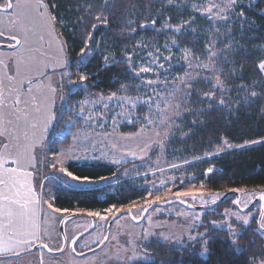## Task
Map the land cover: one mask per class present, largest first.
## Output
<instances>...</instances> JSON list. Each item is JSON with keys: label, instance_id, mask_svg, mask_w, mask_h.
I'll list each match as a JSON object with an SVG mask.
<instances>
[{"label": "rangeland", "instance_id": "rangeland-1", "mask_svg": "<svg viewBox=\"0 0 264 264\" xmlns=\"http://www.w3.org/2000/svg\"><path fill=\"white\" fill-rule=\"evenodd\" d=\"M159 1L163 4V8L160 11L163 17L159 21L155 20V24L152 23V27L156 30L154 36L141 40L138 45H146V47H137L136 55L133 57L136 64H140L147 59V52L153 51L155 53L156 49H159V54L162 57H172L170 61H161L164 62V69L156 68V71L160 73L158 78L152 74H141L157 82L145 87L140 81L137 88L138 94L134 96L124 94L113 95L111 96V100L105 96L83 100L88 101L85 105L86 110L82 116L84 123L75 133L72 144L69 147L61 149L58 154L50 155L48 150L51 132L59 118L56 110L63 111L67 107L66 101L68 96L71 92L82 86V83L79 80L71 81L69 76L62 77L61 72L64 69L55 63L57 60L63 58L67 69L68 57L64 44L56 34L57 19L50 14L46 0H21L22 3L29 5V8L26 10L27 15L22 19L24 26L28 29L29 43L26 46H20L17 50L0 49V55H8L7 58L0 57V79H4V75H13L17 70L18 62L31 64L33 59H35L41 62L40 67L50 77V80H43V77L39 73L28 72V78L35 77L33 79V86L35 87L36 85V79H40L43 80L44 84H50L52 88L56 89V93L54 94L55 103L52 111L56 114L57 119L50 122L46 134L47 139L43 141V148H41L39 143L34 147L35 161L37 166L41 167L43 179L52 177L51 181L60 185L62 184L67 188L99 185L101 186L100 189L115 188L124 182L143 179V182L137 181V184L139 182L141 187L147 189L148 194L149 192L152 193L151 197L147 195L146 199L140 202V204L133 203L124 208H111V212L108 210L104 212H90L99 213V215H95L97 225L94 231L78 241L76 250L79 253L91 251L95 248V245L103 241L106 227L116 213L130 209L133 216L139 219L144 212L142 209L148 208L146 201L154 200L158 194L162 195L164 199L157 201L155 204H166L172 201L183 200L184 203L195 208H206L218 202L228 193H211L206 190L204 185L201 187V185L194 184L188 168V165L192 161L178 160V156L169 157V140L175 129L181 127L187 118L197 116L198 111L192 105L190 95H186L187 93H191L193 83L199 78L206 76L212 77L206 80L214 87H218L216 77H219V80L223 83L221 79L222 71L217 67V60L220 56L226 58L224 54L232 52V47L228 43L223 49H220L218 48V44L220 40H230L232 38L233 28L237 25L238 21L235 19V16H240V13L243 11L241 10L242 7L251 9L252 1L237 0V3L231 7H227L228 0ZM212 3L219 5L220 9L227 7V11L220 13L226 15L228 17L227 20L221 19L220 14L213 15V13H217L216 8H212L211 13L206 11ZM173 17L177 19V22L173 21ZM10 18L11 14L0 12V31H3L7 36L13 34L17 36L21 35L20 21L16 25H13L9 23ZM182 25H187L190 32H199L204 36L205 50L202 54L181 47L174 39L173 34ZM2 42L3 40L0 38V44ZM209 49L215 51L217 54L212 60L209 59ZM185 52L189 53L187 59H185ZM44 64H47L48 67L44 68ZM197 64L208 65L211 70L209 71L203 67L198 68L196 67ZM53 68L56 69L55 74H53ZM20 69L23 74L25 72L23 63H21ZM67 72L69 73L68 69ZM181 79H191V87L181 84ZM61 80H63V85H61ZM165 81L166 83H164ZM5 84L7 83L5 82ZM152 88H156L161 95L171 93L175 89V95L167 96V98L171 99L173 105H178V107L169 109L167 113L169 119L164 123H161V116L156 104L153 103L151 111H149L148 104L142 103L148 100L149 96L153 100L159 101ZM222 91L226 92L223 87ZM122 97H131L134 100H138L136 108L133 109L128 103L122 101L120 99ZM62 100L64 101L63 103ZM105 103H107V107H105ZM160 107L162 108L163 104ZM140 108L145 110L142 116L137 113ZM89 116L91 119L87 118ZM138 119L142 125L136 133L127 134L121 132L123 124H132ZM148 119H151L153 123L148 124ZM42 130L43 122L41 121L40 126L35 130L37 138L40 137ZM141 156L144 158L140 159ZM57 161L60 163H58L57 168L53 169L51 162ZM126 163H133L135 165L132 168L124 170L122 173L123 179L121 180H119L120 178L113 177L96 182L77 181L72 180L71 177L61 173L59 170L60 167H64L70 171V164L78 166L106 164L118 168ZM172 165H178V167L174 168ZM32 171L38 174L36 169H32ZM140 172L145 173L134 175ZM161 181L164 183L162 184ZM52 188L53 184L52 186H45L44 188L42 186L41 188L40 204L37 206L39 213L35 218V223L39 225L40 242L48 245L53 250H60L62 248L61 222L65 217L75 212L69 213L54 207ZM36 189H39L38 186ZM178 191L194 192L196 198L193 199L191 196L177 197L175 193ZM201 193H203V196L200 195ZM240 193V207L243 209L261 195L253 190L245 189ZM245 193H255V195H245ZM213 198H215V203L211 202ZM234 198L229 201V208L224 210L220 215L221 220L217 222L218 227L214 229L229 232L228 225L231 224L239 236L243 229L247 228L254 219H257L258 224L261 207H255V205L249 212L242 213L235 207L234 201L236 199ZM49 204L52 207H49ZM155 209V211L153 209L147 214L141 224H135L129 216H122L116 220L111 228L107 244L96 254L79 258L73 255L70 250H66V252L59 256L50 255L45 251L41 253L35 251L17 258L12 257L15 254L0 256V258L9 257L1 260L0 264H134L138 261L150 260L152 254L148 251V245L153 241H160L169 246L188 247L192 251H195L196 246L200 243L190 241L188 239L189 234L194 235L197 231L206 232L202 227L198 226L204 224V217L209 213V210L193 211L180 204H172ZM231 213H238L241 216L247 215L249 224L243 225V222L236 220ZM101 217L104 218L102 219ZM171 218L174 220L171 221ZM90 227L91 220L87 217L71 220L66 226L68 241H71ZM211 227L213 228L212 225ZM201 247L203 249L202 245ZM26 251H23V253ZM207 255L208 253L201 256L205 258Z\"/></svg>", "mask_w": 264, "mask_h": 264}, {"label": "trees", "instance_id": "trees-1", "mask_svg": "<svg viewBox=\"0 0 264 264\" xmlns=\"http://www.w3.org/2000/svg\"><path fill=\"white\" fill-rule=\"evenodd\" d=\"M251 1V9L242 7L244 15L235 16L238 21L233 28L232 38L220 40L218 44L220 49L228 43L232 47V52L224 54L226 58L220 56L217 60L226 92L204 78L195 81L190 101L198 111V117L187 118L169 140V157L191 160L188 168L193 183L204 185L211 193H227L229 189L237 188L264 194V72L259 68L264 62V0ZM46 2L50 14L58 22L56 34L66 49L67 69L71 74L69 79L77 81L79 74L88 76L82 86L70 93L67 107L63 111L56 110L59 118L48 144L49 154L52 155L69 147L84 123L80 117L73 127L69 123L73 117L65 114L70 107L74 112L77 102L99 96L111 97L113 94H138L140 79L134 77L128 65L120 61L126 53L136 52L141 40L154 36L156 30L152 22L163 17L160 12L163 4L159 0H107V4L112 5L107 7L105 0ZM97 16L101 17V21L107 17V22L97 21ZM173 21L177 22V19L173 17ZM130 25L136 26L134 32L130 31ZM173 36L181 47L198 54L205 50L204 36L199 32H190L187 25H182ZM105 56L109 57L107 63ZM205 91L222 96L226 104L220 105L214 101L210 106L209 103H201ZM137 113L142 116L145 110L140 108ZM141 125L139 119L132 124L125 123L121 126V132L134 134ZM134 165L126 163L117 168L106 164H70L69 170L77 177H88L96 182L113 177L121 180L124 170ZM208 168H212L211 173L207 172ZM36 170L37 186L40 187L43 182V187L53 184L54 207L69 213L124 208L133 203L140 204L148 195V190L141 187L139 182L137 184L143 179L108 189H100L99 185L67 188L51 181L52 177L43 179L41 167L37 166ZM47 181L49 183L46 184ZM231 200L233 197L209 210L204 217V224L208 227L202 229L214 232L207 245V257L200 255V244L192 251L188 247L153 241L148 245V251L152 254L150 260L134 264H246L254 255L264 252V234L258 230L257 219L243 229L235 246L230 242L229 232L213 229L209 223L221 220L220 215L229 208Z\"/></svg>", "mask_w": 264, "mask_h": 264}, {"label": "snow or ice", "instance_id": "snow-or-ice-1", "mask_svg": "<svg viewBox=\"0 0 264 264\" xmlns=\"http://www.w3.org/2000/svg\"><path fill=\"white\" fill-rule=\"evenodd\" d=\"M237 0H228L227 7H231L235 5ZM105 4L107 7H111L112 5L107 4V0H105ZM227 7L225 9H220V6L212 3L206 9L207 12L211 13L212 8L217 9V13H213V15L220 14L224 11H227ZM29 8V5L26 3H22L21 0H0V12L5 14H11V18L9 23L16 25L18 21H20V32L21 35H11L10 39L14 41V44L10 45V47L17 46H26L29 43L28 37V29L24 26L22 19L26 17V10ZM243 12L240 13V16H243ZM220 18L227 20L228 17L226 15L220 14ZM97 21H101V17H96ZM103 23L107 22V17H104ZM155 24V21L152 22ZM141 27H144L143 25ZM136 26L130 25V31H135ZM179 31V29H177ZM4 36V32L0 31V37ZM136 47H146V45H137ZM167 47V46H165ZM87 48V45H86ZM27 50V49H26ZM62 51V50H61ZM91 51V49H89ZM81 55H84V51L82 50ZM136 55L135 52L131 54H125L122 63L128 65V70L134 77H138L142 84L145 87L151 86L155 84L157 81L153 79L147 78L146 75L141 74H152L159 77L160 73L156 71V68L164 69V62L170 61L172 59L171 56L162 57L159 54V49L147 52V59H145L142 63L136 64L133 57ZM216 52L209 49V59L212 60L216 57ZM189 53L185 52V59H187ZM139 58V57H137ZM105 62L107 63L109 60L108 56L104 57ZM164 62H161V61ZM24 64L25 72L22 74L20 69V64ZM40 61L33 59L31 64L18 62L17 70L13 75H6L5 79L7 80V84H5L4 79H0V136L5 135L6 128L3 127L5 122V108L11 109V112H8L7 115H15L18 121H22L25 125V130L23 131V137L25 141L28 143H21L20 137L17 136L15 139L17 140V144L15 145V152L9 150V145L5 143L3 145L4 152L0 153V253L13 251L14 254H19L15 251V246L21 244H31L32 240L29 237L36 236L39 225L35 223V218L38 216L39 209L35 207L40 203L39 199L36 197L35 188L31 183V177L33 173L28 171L29 167H34L33 161L36 159V156L33 154V149L37 143L40 144L41 148H43V141L47 139V132L49 129V125L51 121H55L57 119L56 114L52 111V108L55 103L54 94L56 93V89L52 88L50 84H44L43 80H50L41 69ZM60 68L64 69L61 72V76H71L70 73L67 72L65 60L63 58L57 60L55 62ZM44 68H47L48 65L44 64ZM191 67V65H189ZM196 67H203L205 69H209L208 65L197 64ZM261 71H264V62L259 65ZM53 74H55L56 69H52ZM28 72L39 73L40 76L43 77V80L36 79V85L33 86V78H28ZM205 79H211L212 77L206 76ZM78 80L80 83H83L88 80V76L85 74H79ZM26 81V83H25ZM217 86L222 88L223 83L219 80V77H216ZM166 83V81L164 82ZM181 84H184L186 87H191L192 80H180ZM61 85H63V80H61ZM152 91L159 98V101L153 100L151 96L148 97V100L143 101L142 103L148 104V109L151 111L152 104H156L159 115L161 116V123H164L169 119L167 113L170 108L178 107V105H173L172 100L167 98V96H174L175 89L171 93H166V95H161L156 88H152ZM5 92L8 93V97H10V102H8V98L5 96ZM114 95V94H113ZM186 95H190L187 93ZM253 96L256 95L255 92L252 93ZM204 99L201 100V103H209L211 106L212 102H217L220 105H225L226 101L222 96H218L215 92L205 91L202 93ZM109 100L112 97L108 98ZM122 101L128 103L131 108H136L138 100H134L131 97L120 98ZM151 101V103H149ZM64 101L62 100V103ZM70 104V101H68ZM88 101H79L75 105V111L73 112L71 107L69 108L66 115H71L73 120L69 121V123L74 127L75 123L78 122L79 118L83 116L85 112V105ZM94 103V102H93ZM163 104L161 108L160 105ZM23 105V107H20ZM107 103H105V107H107ZM91 119V117H87ZM43 122V130L41 131V135L39 138L36 137L35 130L40 126V122ZM8 124H11V120H7ZM153 121L148 119V124H152ZM31 129V137H29L28 129ZM159 134V133H158ZM131 154V153H129ZM144 157L141 156L140 159ZM118 162V161H114ZM59 161L51 162V167L53 169L57 168ZM172 167H178V165H172ZM60 172L65 175L71 177L72 180H84L88 182H92L88 177H77L73 175L72 172L68 171L64 167H60ZM208 173L212 172V168L207 169ZM155 175V173H153ZM100 179H105L101 177ZM163 184L164 182L161 181ZM203 187V185H201ZM229 192H243V189L231 188L228 190ZM264 191V190H262ZM150 197L152 193L148 194ZM177 197L179 196H191L193 199L196 198V194L191 191H178L175 193ZM203 196V193L200 194ZM219 195V194H217ZM245 195H255V193H245ZM260 200H264V194L260 195ZM164 199L162 195H156L154 200H148L146 203L148 207H151L152 204H155L157 201ZM212 203H215V198L211 200ZM180 203H184L183 200ZM234 203L239 205L241 203L240 200H235ZM49 207H52L49 204ZM156 209H154L155 211ZM109 212L112 209H108ZM130 211V209H129ZM142 211L146 212L147 208H143ZM227 214V213H226ZM89 215H99V213H89ZM232 216L235 217L236 220L242 221L243 225L249 224L248 216H241L238 213H231ZM102 219L104 217H101ZM132 220H136L135 216L131 217ZM199 219V217H197ZM264 219V217H262ZM213 229L218 227L217 221L212 220L209 222ZM198 227H205L207 225L201 224ZM229 228V237L230 242L233 246L236 245L237 240L240 238L235 232V229L231 224L228 225ZM260 228L264 229V223L260 224ZM35 229V230H34ZM214 235V232H199L197 231L194 235L189 234L188 239L190 241H195L200 243L203 246L201 255H206L209 251L207 245L210 243ZM107 240V237H104ZM75 244V240L72 241ZM43 247L47 248L48 246L45 244ZM52 251V249H48ZM62 251V249H61ZM75 251V248H73ZM82 254V253H81ZM246 264H264V252H261L259 255H254L250 261H247Z\"/></svg>", "mask_w": 264, "mask_h": 264}, {"label": "water", "instance_id": "water-1", "mask_svg": "<svg viewBox=\"0 0 264 264\" xmlns=\"http://www.w3.org/2000/svg\"><path fill=\"white\" fill-rule=\"evenodd\" d=\"M4 43H1L0 44V49H4V50H17L18 48H20V46H17V47H10V45L14 44V41H12L10 39V36H7L4 34V36L0 37ZM231 197H235L236 200H240L241 201V193L240 192H228L227 194H225L218 202H216L215 204L213 205H210L209 207H206V208H195L193 206H190L186 203H180V201H172V202H168L166 204H152L151 207H148L147 208V211L146 212H143L142 216L139 218V219H136L135 221L131 219V217H133V213L129 210H125L121 213H116L109 221L108 225H107V228H106V232H105V236L104 237H107V240L103 239V241L94 249H92L91 251H88V252H84V253H79L77 252L76 250V244L78 243V241L86 236L87 234L91 233L92 231L95 230L96 228V225H97V219L95 217V215H89L90 212H75L71 215H68L67 217H65L63 219V221L61 222V225H60V233H61V237H62V251L61 249L60 250H53L52 251H49L48 249L50 248L48 245L47 248L43 247V245H45L44 243H38L36 245H34L33 247H31L30 249H28L26 252L24 253H20V254H15L13 255L12 257H20L22 255H25V254H30V253H33L35 251H45L47 252L48 254L50 255H53V256H59L61 254H63L64 252H66L67 248H68V238H67V233H66V226L67 224L71 221V220H74L76 218H80V217H87L91 220V227L86 230L85 232L79 234L77 237H75L73 240H75V244H73L71 242L70 244V251L73 253V255H75L76 257H79V258H83V257H86V256H89V255H92V254H96L98 253L99 251H101L105 245L107 244V241L109 239V236H110V232H111V228L114 224V222L116 220H118L119 218H121L122 216H129L130 219L135 223V224H141L144 219L146 218L147 214L157 208V207H166V206H169V205H172V204H180L182 206H184L185 208L189 209V210H193V211H196V210H202V209H208V210H211V209H214L215 207L223 204L226 200H228L229 198ZM260 196H258L256 199H254L250 205H248L246 208H241L240 207V204L237 205L235 203V207L240 210L242 213H247L249 212L255 205H257L258 203H260L261 205V211H260V216H259V219H258V230L260 231V233L264 234V229H261L260 228V224L263 223V220L262 217H264V200H260L259 198ZM72 240V241H73ZM73 248H75V251H73ZM51 249V248H50ZM5 258H9V257H3V258H0V261L5 259Z\"/></svg>", "mask_w": 264, "mask_h": 264}, {"label": "crops", "instance_id": "crops-1", "mask_svg": "<svg viewBox=\"0 0 264 264\" xmlns=\"http://www.w3.org/2000/svg\"><path fill=\"white\" fill-rule=\"evenodd\" d=\"M7 56H8L7 54H1L0 55L1 58H7ZM5 77H6V75L3 76L4 79H5ZM5 82L8 83L6 79H5ZM25 83H26V81H25ZM5 96H6V98H8V102H10V97H8V93L7 92H5ZM20 107H23V105H21ZM8 112H11V109H8L6 107L5 108V113H6V115H5V122L3 124V127L6 128V133H5V135L0 136V153H3L4 152L3 145L5 143H7L9 145V150L10 151L15 152V145L17 144V140L15 138L17 136L20 137V142L21 143H28V141H25L24 140V137H23V131L25 130L24 123L22 121H18L16 119V116L15 115H11V117H9V115H7ZM7 120H11L12 123L11 124H8L7 123ZM28 131H29V137H31V132H32L31 129L29 128ZM33 154L35 155V148L33 149ZM33 165H34V167H29L28 168V171H30V172L33 173V176L31 177V183H32L33 187L35 188L36 197L40 201V195H41L40 192H41V188H42L43 184L40 187H38L39 188L38 190L36 189V187H37L36 179H37L38 174L36 172L32 171V169L34 170L37 167V164H36V161L35 160L33 161ZM39 204L38 205H35V207L37 208V206H39ZM35 231L37 232L36 236L29 237V239L32 240V243L31 244H21V245L15 246V251L16 252L23 253V251H26L27 249L33 247L34 245H36L38 243H42V242H40L41 239H40V231H39V228H38V230H35ZM38 252L41 253L42 251H38ZM12 254H14L13 251H8V252H2V253H0V256H3V255H12Z\"/></svg>", "mask_w": 264, "mask_h": 264}, {"label": "flooded vegetation", "instance_id": "flooded-vegetation-1", "mask_svg": "<svg viewBox=\"0 0 264 264\" xmlns=\"http://www.w3.org/2000/svg\"><path fill=\"white\" fill-rule=\"evenodd\" d=\"M2 43H4V41L2 42ZM235 199V198H234ZM257 206H260L261 207V205H260V203H258L255 207H257ZM253 209V208H252ZM107 228V227H106ZM78 236V235H77ZM76 236V237H77ZM104 236H105V234H104ZM73 240V239H72ZM72 240L71 241H68V248H67V250H70V244H71V242H72ZM100 244V243H99ZM99 244H97L96 246H94L95 248L99 245ZM77 245V244H76Z\"/></svg>", "mask_w": 264, "mask_h": 264}]
</instances>
